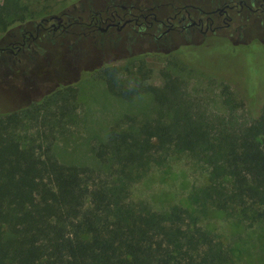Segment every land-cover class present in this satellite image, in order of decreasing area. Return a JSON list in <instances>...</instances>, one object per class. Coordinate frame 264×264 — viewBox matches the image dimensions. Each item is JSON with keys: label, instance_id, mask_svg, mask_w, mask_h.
<instances>
[{"label": "trees", "instance_id": "obj_1", "mask_svg": "<svg viewBox=\"0 0 264 264\" xmlns=\"http://www.w3.org/2000/svg\"><path fill=\"white\" fill-rule=\"evenodd\" d=\"M19 0H0V30L22 23ZM128 69V68H127ZM116 98L151 96L154 117L125 116L94 149L105 172L61 164L52 140L24 143L30 121L48 126L69 111L76 90L61 85L50 97L0 116V264H230L228 250L186 208L156 212L129 199L130 185L152 166L184 154L207 168L201 191L206 206L250 226L264 223V103L246 113L221 85L225 114H208L177 76L149 83L135 71L98 69ZM123 120V119H122Z\"/></svg>", "mask_w": 264, "mask_h": 264}, {"label": "rangeland", "instance_id": "obj_2", "mask_svg": "<svg viewBox=\"0 0 264 264\" xmlns=\"http://www.w3.org/2000/svg\"><path fill=\"white\" fill-rule=\"evenodd\" d=\"M110 0H19L24 7L25 28L51 14L66 11L75 17L82 15L88 21V7L101 9V3ZM123 4L141 0H117ZM150 0L148 2L152 3ZM174 0H161V2ZM177 3L207 0H175ZM259 1V0H258ZM91 2V3H90ZM84 4L85 11L80 12ZM258 5V2L255 6ZM169 14L171 8L166 9ZM241 22V21H240ZM242 40H225L221 36L201 40L200 37L185 39L173 35L168 45L155 47L147 38L139 37L127 42L125 31L116 45L111 39L97 32L95 38L78 35L55 37L42 42L46 58L32 68L29 76H23L13 68L12 74L0 76V116L50 97L61 85L76 90L75 99L69 103V111L56 127L53 139L49 138L48 126L35 127L26 121L20 131L22 141L52 140L53 153L64 165L88 167L105 172L108 164L95 158L94 149L107 138L109 130L125 116H135L142 121L154 117L152 99L142 93L132 100L114 97L99 76L98 69L113 65L123 70L135 71L143 65L150 71L149 83L160 84L162 74L177 76L187 94L198 101L208 114H225L221 102V85H226L238 101L245 104L246 113L257 111L264 103V16L244 21ZM15 24H13V27ZM70 30L79 33L82 26L73 25ZM17 31V27L13 29ZM7 38L0 30V46ZM63 42L61 45L60 43ZM39 60V59H38ZM128 68V69H127ZM127 76V75H126ZM29 77V79H28ZM123 119V120H122ZM208 183L207 168L184 154H175L161 166H152L130 185L129 199L143 203L156 212H167L180 206L193 213L198 223L212 232L228 250L230 264H264V223L246 225L240 217L206 206L201 212V191Z\"/></svg>", "mask_w": 264, "mask_h": 264}, {"label": "flooded vegetation", "instance_id": "obj_3", "mask_svg": "<svg viewBox=\"0 0 264 264\" xmlns=\"http://www.w3.org/2000/svg\"><path fill=\"white\" fill-rule=\"evenodd\" d=\"M148 1L126 5L110 0L109 3H101L98 11L89 6L87 22L82 15L75 17L63 11L59 15L51 14L33 22L31 30L25 28V22L15 24L6 30L7 38L3 39L0 46V76L5 78L6 74L14 73V68L26 77L42 61L49 65L42 42L51 41L52 45H56L54 38L58 36L95 38L93 33L97 32L102 37L101 43L105 36L108 39L114 36L116 45L122 39L121 32L125 31L129 43H133L137 37L147 38L149 43L159 47L168 45L173 35L183 36L187 40L200 37L202 41L208 37L221 36L222 31H225L223 39L240 41L245 34L244 21L264 16V0H207L203 3L192 1L184 4L175 0ZM168 7L172 14L166 12ZM84 11V4H81L80 12ZM73 25L82 26V30L79 33L70 30ZM16 27L17 31L14 32Z\"/></svg>", "mask_w": 264, "mask_h": 264}]
</instances>
